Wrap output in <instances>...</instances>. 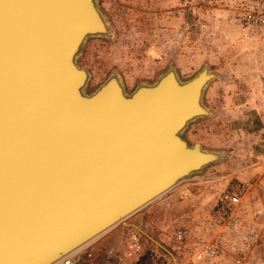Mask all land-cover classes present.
<instances>
[{
	"label": "water",
	"instance_id": "1",
	"mask_svg": "<svg viewBox=\"0 0 264 264\" xmlns=\"http://www.w3.org/2000/svg\"><path fill=\"white\" fill-rule=\"evenodd\" d=\"M108 32L96 0H0V264H50L114 224L105 220L117 210L126 217L145 208L219 158L181 136L209 114L201 102L207 69L186 83L171 71L132 96L116 77L92 95L82 91L84 39ZM173 75L182 96L199 87L194 104L173 99L180 109L171 117L154 107L172 101L139 102ZM161 115L172 119L165 130L180 151L148 135V120ZM158 156L177 162L154 166ZM138 184L141 202L123 208Z\"/></svg>",
	"mask_w": 264,
	"mask_h": 264
},
{
	"label": "rangeland",
	"instance_id": "2",
	"mask_svg": "<svg viewBox=\"0 0 264 264\" xmlns=\"http://www.w3.org/2000/svg\"><path fill=\"white\" fill-rule=\"evenodd\" d=\"M261 2L96 0L109 32L84 39L76 58L88 72L82 91L92 95L116 77L132 96L171 71L186 83L207 69L205 76L213 77L202 87L201 102L209 114L191 121L181 136L190 146L198 143L219 158L95 241L93 254L76 255V264L104 256L114 261L108 255L115 249L113 257L122 255L133 264L152 257L168 264L177 259L180 264H233L243 250L199 258L197 249L232 231L217 222L214 209L219 195L239 189L244 190L246 206L241 220L258 219L261 234V245L246 252V263L249 257L264 259V23L250 19V14H264ZM169 78L167 89L175 85L174 75ZM192 96L185 103L194 104ZM164 134L167 146L177 141L180 151L182 144ZM258 207L263 212L253 218ZM180 231L186 235L183 241L177 237ZM102 242L106 244L93 249Z\"/></svg>",
	"mask_w": 264,
	"mask_h": 264
},
{
	"label": "bare ground",
	"instance_id": "3",
	"mask_svg": "<svg viewBox=\"0 0 264 264\" xmlns=\"http://www.w3.org/2000/svg\"><path fill=\"white\" fill-rule=\"evenodd\" d=\"M167 83H169V81ZM83 85H84V83L82 84V87H83ZM175 89H176V85L173 84V85H170V88L169 89L166 88V90L165 89L161 90L162 93H160L161 91H158V90H156L154 93H151L152 91H148V92L146 91L149 95L147 94L148 96H146L143 99L140 98L142 100H140L139 102H141L142 104H145V103H148V102L153 101L151 103L153 105V103L157 102V100L160 99V97L163 99V102L172 101L173 103H168L166 105V107H164V105L161 104V101H159V103L154 107L155 110H160L159 112H161V111H167V113H168L170 111L172 113L171 114V117H172L173 112H175L178 109H180V104H178V102L176 100H173V99H176L177 98V100L185 103L186 100H187V98H188V96L189 95L191 96L192 94H194V96L191 97V100L194 101V100H196V95H197V93L199 91V87H197V85H196L192 89H190L184 96H182V92L178 91V89L177 90H175ZM117 101L121 105H125V106L128 105V104H130V103H132V102H129V101H123V102L120 101V100H117ZM136 101H138V100H136ZM188 105H192V103L191 104H188ZM154 113H158V112H154ZM160 117H161V119H158V120L157 119H152V118H150L148 120V125H149V127H148V135L149 134L154 135L155 141L158 140L159 143L162 142V145L163 144L164 145H167L169 143V139H168V137L164 133L166 132L165 129H166V127H168V123L171 122L172 119L171 120L168 119L169 120L168 121L166 119L167 117H165V119L162 118L163 117L162 115ZM145 127H146V123H145ZM171 139H173V138H171ZM174 140H178V139L175 138ZM170 144L172 145V147H175L176 148L175 151H177V150L180 149V146L181 145L177 141H172ZM159 149L162 150V149H164V147L162 146ZM177 158H178V160H183V156L182 155H178ZM171 162L172 161L168 157L160 158L158 156V157H153V163L152 164L154 166H164L166 164H172V163L175 164L177 161L175 160V162H172V163ZM128 188L131 190L130 193L128 194V197L125 198L124 200H122V202L120 203V205L123 208H125V207L130 208L135 203V201L141 202V200L143 198L142 197V195H143V187L141 189L140 188V184H138V186L136 188H134V189L131 188V187H128ZM134 196H137V198L136 199H132V198H134ZM140 210H142V209H139L137 211L134 210L133 211L134 212L133 214L131 213V215L126 216V217H123L122 210H117L114 215L106 218V220H105V223H107V224H111V222H115L114 224H112L110 226L108 225V227L106 226V228L104 229V231H102L99 235H97L96 237H94L92 239H89L88 241H85L84 243H82L81 245H78L77 247H74V249H72L68 253L65 254L63 252H67V251H61V253H60L61 255H59L56 259H54V261L52 263H50V264H66V261H69L71 263H75L76 264V257H78L82 253L86 252L87 249H90L91 248V246L93 245V243L95 241H97L99 238L103 237L107 233H109L112 230H114L120 224H122V223H125L126 224V220L129 219L130 217H132L135 213H137ZM76 255H78V256H76Z\"/></svg>",
	"mask_w": 264,
	"mask_h": 264
},
{
	"label": "built area",
	"instance_id": "4",
	"mask_svg": "<svg viewBox=\"0 0 264 264\" xmlns=\"http://www.w3.org/2000/svg\"><path fill=\"white\" fill-rule=\"evenodd\" d=\"M261 4L264 6V0H262ZM251 18L256 19L260 23H264V14L260 16L250 14V19ZM244 189H246V187H244ZM243 193L244 190L239 189V192L222 193L218 196L214 209V217L219 224H224L222 226L232 231L227 232L226 237L220 238L209 244H204L197 249V256L199 258L218 257L221 255L222 251L226 249L239 248L243 251L240 258L233 261V264H247L245 254L252 250L259 242V232L249 226L252 223L241 220V214H245L244 211L246 207ZM262 212L263 209L258 207L254 213L255 216H259ZM244 217L247 218L246 216ZM177 237L180 241H183L186 237L185 232L180 231Z\"/></svg>",
	"mask_w": 264,
	"mask_h": 264
},
{
	"label": "crops",
	"instance_id": "5",
	"mask_svg": "<svg viewBox=\"0 0 264 264\" xmlns=\"http://www.w3.org/2000/svg\"><path fill=\"white\" fill-rule=\"evenodd\" d=\"M260 216V215H259ZM258 215L257 216H255V213H253V218H258L259 217ZM257 221V222H256ZM250 223H252V224H250L249 226H251L253 229H256L258 232H259V242L252 248V250H254L255 248H258L260 245H261V234H260V230H259V224H258V219L257 220H254V221H251ZM257 223V224H256ZM248 226V227H249ZM113 236H115V235H111L110 237H108V238H112ZM107 238V239H108ZM105 242H107V241H105ZM97 243H95V245H96ZM106 243H104V242H102V243H98L97 245H96V247H94L93 249H95V250H97L98 249V246L99 245H105ZM157 244H159L160 245V243H157ZM94 245V246H95ZM160 246H162V245H160ZM165 248V247H164ZM91 248L90 249H87L86 250V252L88 253V254H93V253H90L91 252ZM115 250H117V249H115ZM115 250H112V251H110V253H109V257L108 258H113V260L114 261H112L111 259H106L105 258V256L104 257H98V258H95V259H93V260H91L90 262H91V264H133V262L134 261H129V260H126V258H123V256L122 255H118L119 253L117 252V255L118 256H120L121 258H116V257H113L114 256V254H112V253H114V251ZM118 251V250H117ZM128 253H129V250H128ZM101 258V259H100ZM115 258V259H114ZM249 260H248V262H247V264H264V259L263 258H261V259H258V258H251V257H249L248 258ZM139 261V260H138ZM177 262H176V264H180V262H178L179 260L177 259L176 260ZM251 261V262H250ZM142 263L143 264H156V263H158V264H168V262L167 261H165L164 260V262L162 261H159V258L158 257H152L151 259H149V261H147V262H143L142 261ZM141 263V264H142ZM135 264H137V263H135Z\"/></svg>",
	"mask_w": 264,
	"mask_h": 264
}]
</instances>
